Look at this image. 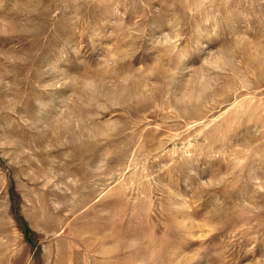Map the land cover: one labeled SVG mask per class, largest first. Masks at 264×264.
Instances as JSON below:
<instances>
[{
    "label": "rangeland",
    "instance_id": "1",
    "mask_svg": "<svg viewBox=\"0 0 264 264\" xmlns=\"http://www.w3.org/2000/svg\"><path fill=\"white\" fill-rule=\"evenodd\" d=\"M0 264H264V0H0Z\"/></svg>",
    "mask_w": 264,
    "mask_h": 264
}]
</instances>
